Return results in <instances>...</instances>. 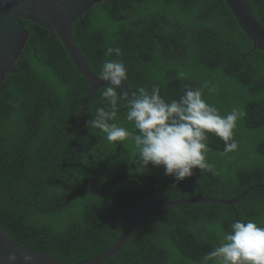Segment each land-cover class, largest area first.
<instances>
[{"label":"trees","instance_id":"1","mask_svg":"<svg viewBox=\"0 0 264 264\" xmlns=\"http://www.w3.org/2000/svg\"><path fill=\"white\" fill-rule=\"evenodd\" d=\"M264 26V0H249ZM26 42L15 70L0 81V226L26 248L65 263L108 249L149 201L196 195L231 199L264 185V53L253 50L224 0H101L72 27L90 70L100 78L105 59H121L131 93L159 86L166 100L200 89L221 115L240 109L237 148L208 133L210 171L176 181L163 166H139L131 139L108 142L86 126L107 107L100 87L54 155L59 139L90 91L57 35L22 20ZM107 46L121 57L105 56ZM118 95L126 96L122 88ZM125 100L114 121L125 119ZM236 220L264 227V187L232 205L197 202L148 211L119 253L101 264H199Z\"/></svg>","mask_w":264,"mask_h":264},{"label":"clouds","instance_id":"2","mask_svg":"<svg viewBox=\"0 0 264 264\" xmlns=\"http://www.w3.org/2000/svg\"><path fill=\"white\" fill-rule=\"evenodd\" d=\"M119 58V47L107 46L105 56ZM127 67L121 59H105L100 69L101 80L108 82L102 92L107 107L96 109L94 118L86 126L99 129L108 142L131 139L137 149L136 162L139 166H163L164 174L176 181H183L194 174L193 170L210 171L207 160L209 151L208 133L224 141L225 152L237 148L233 130L237 120L245 115L240 109H232L226 115L203 99L200 89L186 87L180 98L166 101L160 95L159 86L151 90L139 87L131 97L118 95L117 89L127 79ZM125 100V119L133 130L114 121L117 105ZM6 264H16L18 256L10 253ZM23 264H32L33 257L21 253ZM199 264H264V227L254 221L236 220L230 231L222 236L218 245L205 253Z\"/></svg>","mask_w":264,"mask_h":264},{"label":"water","instance_id":"3","mask_svg":"<svg viewBox=\"0 0 264 264\" xmlns=\"http://www.w3.org/2000/svg\"><path fill=\"white\" fill-rule=\"evenodd\" d=\"M101 0H0V81L5 74L15 70L14 62L17 59L26 39L27 31L22 25V20H29L45 30L53 31L61 41L66 54L73 62L76 70L88 81L90 91L82 107L69 123L65 133L59 139L54 155L58 152L62 142L72 131L73 126L86 111L88 104L100 87L106 86L108 82L97 77L84 61L81 52L76 47L72 37V27L76 19L94 3ZM236 23L252 43L251 49L260 50L264 53V26L256 19L249 0H224ZM125 95L131 97L126 83H121ZM264 187L256 184L248 187L238 196L231 199H219L209 196L196 195L194 197L179 198L167 201H147L133 216L124 231L114 240L112 245L100 255L78 263H65L46 253L26 248L12 241L7 232L0 226V264H6L4 259L10 253H16L18 260L16 264H23L19 259L20 254L33 257L32 264H101L112 255L119 253L126 244L130 233L138 221L150 210L163 207L197 202H212L232 205L243 197L248 191Z\"/></svg>","mask_w":264,"mask_h":264}]
</instances>
